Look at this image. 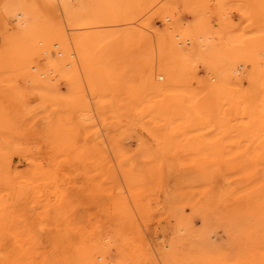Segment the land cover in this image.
Wrapping results in <instances>:
<instances>
[{
  "label": "rangeland",
  "instance_id": "rangeland-1",
  "mask_svg": "<svg viewBox=\"0 0 264 264\" xmlns=\"http://www.w3.org/2000/svg\"><path fill=\"white\" fill-rule=\"evenodd\" d=\"M261 52L264 0H0V264H264Z\"/></svg>",
  "mask_w": 264,
  "mask_h": 264
},
{
  "label": "bare ground",
  "instance_id": "bare-ground-1",
  "mask_svg": "<svg viewBox=\"0 0 264 264\" xmlns=\"http://www.w3.org/2000/svg\"><path fill=\"white\" fill-rule=\"evenodd\" d=\"M192 12L198 13V11L194 8L192 9ZM23 14L22 11L18 12V15ZM199 34V28L187 24L183 29H174L173 26L169 25L167 27V32L164 34H161L159 37V47L162 49L163 53L168 54L170 57H174L176 59H179V57L183 56L184 52H191L193 49L198 47V42H197V37ZM158 39V37H155ZM153 39V38H152ZM33 49V46L31 47ZM34 51V50H33ZM46 52L49 53V50H45ZM61 53V52H60ZM73 54V53H72ZM261 57L258 59V61H262L264 63V52L260 53ZM166 58V57H164ZM162 65L167 63V60L162 61ZM211 62V61H210ZM69 63H67L68 65ZM216 67V63L213 64L211 62L210 70H212V73L214 75L219 74V68ZM166 69V68H165ZM163 69L162 73H158V75L153 76L154 77V82L156 88H163L165 85L161 82L164 79V75H171L172 71H168ZM165 73V74H164ZM163 86V87H162Z\"/></svg>",
  "mask_w": 264,
  "mask_h": 264
}]
</instances>
